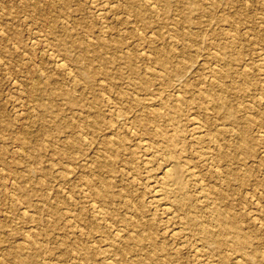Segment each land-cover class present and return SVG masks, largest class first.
Instances as JSON below:
<instances>
[{"label": "rangeland", "instance_id": "374dc122", "mask_svg": "<svg viewBox=\"0 0 264 264\" xmlns=\"http://www.w3.org/2000/svg\"><path fill=\"white\" fill-rule=\"evenodd\" d=\"M0 31V264H264V0H0Z\"/></svg>", "mask_w": 264, "mask_h": 264}, {"label": "bare ground", "instance_id": "6f19581e", "mask_svg": "<svg viewBox=\"0 0 264 264\" xmlns=\"http://www.w3.org/2000/svg\"><path fill=\"white\" fill-rule=\"evenodd\" d=\"M18 1V0H17ZM150 1V0H149ZM246 1V0H245ZM100 5V4H99ZM150 6V5H149ZM107 9V8H106ZM159 17V16H158ZM62 19V18H61ZM103 24V23H102ZM104 25V24H103ZM103 29V28H102ZM106 29H107V27H106ZM1 32V31H0ZM153 35V34H152ZM176 38V37H175ZM143 50V49H142ZM52 53V52H51ZM58 64V63H57ZM55 66H56V64H55ZM69 67V66H68ZM217 67V66H216ZM154 69V68H153ZM88 75V74H87ZM93 76H94V74H93ZM90 78V77H89ZM95 78V77H94ZM209 78V77H208ZM33 79V78H32ZM91 79H93L92 77H91ZM91 82V81H90ZM35 87H33V89H34ZM32 89V90H33ZM44 92V91H43ZM41 93V94H43L44 95V93ZM36 93H39L40 94V92H39V90H38V92H37V90H36ZM38 94V95H39ZM40 94V95H41ZM37 95V96H38ZM51 95V94H50ZM52 96V95H51ZM51 98V97H50ZM64 98V97H63ZM66 98V97H65ZM186 98V97H185ZM188 98V97H187ZM52 99V98H51ZM66 100H68V99H66ZM65 101V100H64ZM65 102H67V101H65ZM50 103V102H49ZM52 103V102H51ZM69 104V103H68ZM47 105H49V104H47ZM45 107H47V106H45ZM42 109V108H41ZM40 109V110H41ZM46 109V108H45ZM48 109V108H47ZM49 109H51L52 110V108H49ZM112 109V108H111ZM44 110V109H43ZM139 110V109H138ZM46 111V110H45ZM42 112V111H41ZM44 112V111H43ZM51 111H49V114H51L50 113ZM138 112V111H137ZM43 114V113H42ZM44 115H46V113L44 114ZM153 115H155V114H153ZM189 117V116H188ZM156 118H159V117H156ZM153 120H154V118H152ZM121 120V119H120ZM157 120V119H156ZM122 121V120H121ZM198 124V123H197ZM126 125V124H125ZM174 125V124H173ZM2 126V125H1ZM2 127H4V126H2ZM202 128V127H201ZM201 128L198 126V125H195L194 126V128H192L193 129V131L194 132H196L194 135H196V137H195V139H197V137H198V130L200 129L201 130ZM193 131H192V133H193ZM202 131V130H201ZM198 132V133H197ZM201 134V133H200ZM108 135V134H107ZM161 135V134H160ZM162 136V135H161ZM202 136V135H201ZM203 137H204V135H203ZM3 139V138H2ZM198 139H199V137H198ZM198 139H197V141H198ZM19 140V139H18ZM17 139H16V142L18 141ZM147 140V139H146ZM201 140V139H200ZM199 140V141H200ZM19 142V141H18ZM144 142V141H143ZM142 142V143H143ZM158 142V141H157ZM14 143V142H13ZM21 143H23V142H21ZM154 144V143H153ZM68 145V144H67ZM66 145V146H67ZM20 146V145H19ZM142 148H144L145 150H148V149H150V147L148 148V145L145 143L144 145H143V147ZM152 148V147H151ZM55 151V150H54ZM58 151V150H57ZM156 153V152H155ZM1 154V153H0ZM58 154V153H57ZM151 154V153H150ZM3 155V154H2ZM148 155V154H147ZM157 155V154H156ZM156 155H153V156H156ZM207 155H209V154H207ZM176 156V155H175ZM174 156V157H175ZM198 156V155H197ZM149 157V156H148ZM173 157V158H174ZM0 159H1V157H0ZM149 159V158H148ZM148 159H147V161H148ZM160 159V158H159ZM179 159V158H178ZM161 160H162V158H161ZM144 161V160H143ZM143 166V165H142ZM143 168V167H142ZM214 168V167H213ZM208 170V169H207ZM30 173H31V171H30ZM198 174V173H197ZM160 175V178H159V180H160V182H159V184L157 185V186H154L153 188H152V194H153V196H152V198H150V199H153V201L156 203V205L158 204L159 205V207L160 206H162L163 208V211L162 212H164V214H166V216L168 217L169 216V218H172V217H174V215L176 216V214H175V212H177V208H180L181 207V202H179V201H176L175 199V203L174 202H172L171 204L168 202V200H169V194H172V193H174V192H178L181 188H183V186L186 184V179H188V178H191L192 176L190 175V173H189V171H188V169H185L184 168V166L180 163V162H178L177 160H173L171 157L169 158V159H167L166 160V163L163 165V167L161 168V173L159 174ZM194 175V174H193ZM27 181H28V179H27ZM200 190L201 191H199L200 193L201 192H204V189L203 188H200ZM107 191V190H106ZM104 192V191H103ZM184 192V191H183ZM181 193V192H180ZM198 194V193H197ZM68 195H70V194H68ZM97 195V194H96ZM183 195V194H182ZM177 196H179L178 194H177ZM106 197H108V195L106 196ZM181 196H179L178 198H180ZM100 198V197H99ZM200 198H201V200H200V204L202 205V206H205V208H207V206L209 205L208 204V202L204 199L205 198V196H204V193H202L201 194V196H200ZM98 199V198H97ZM151 201V200H150ZM153 201H151V203L153 202ZM183 201H184V199H183ZM188 202H189V200H187ZM94 205V204H93ZM154 207V206H153ZM93 208V207H92ZM161 208V207H160ZM95 210H96V207H95ZM98 210V209H97ZM161 210V209H160ZM68 211V210H67ZM92 212H94V211H92ZM101 212V211H100ZM186 212H188V211H186ZM185 212V213H186ZM24 213V212H23ZM22 214V213H21ZM20 214V215H21ZM192 214V213H191ZM24 215V214H23ZM96 215H98V214H96ZM178 215V214H177ZM25 216V215H24ZM180 216H182V214L180 215ZM184 216V215H183ZM256 216V215H255ZM166 217V218H167ZM179 217V216H178ZM69 218V217H68ZM98 219V218H97ZM173 219V218H172ZM103 220V219H102ZM105 220V219H104ZM164 220V219H163ZM221 221V220H220ZM230 223V222H229ZM54 224V223H53ZM225 224H226V221H225ZM52 225V224H51ZM220 225V224H219ZM232 225V224H231ZM258 225V224H257ZM12 226V225H11ZM223 226H224V224H223ZM222 226V227H223ZM224 227H226V226H224ZM32 228V227H31ZM203 228V227H202ZM201 228V229H202ZM232 228H234V227H232ZM180 229V228H179ZM172 230V229H171ZM175 230V229H174ZM197 230V229H196ZM225 230V229H224ZM231 230V229H230ZM233 230V229H232ZM236 230V229H235ZM21 231V230H20ZM36 231V230H35ZM131 231V230H130ZM199 231V230H198ZM209 231V230H208ZM114 232V231H113ZM174 232V231H173ZM200 232H202V233H204L205 234V238L207 237V229L205 230V229H203L202 231H200ZM199 232V233H200ZM210 232V231H209ZM230 232H232V231H229V234H230ZM233 232H234V230H233ZM27 233V232H26ZM25 233V234H26ZM31 233V232H30ZM25 234H23V236L25 237ZM29 234V233H28ZM27 237H29V236H27ZM185 237V236H184ZM231 237V236H230ZM236 237H238V236H236ZM30 238V237H29ZM214 238V237H213ZM226 238V237H225ZM232 238V237H231ZM234 238V237H233ZM20 239V238H19ZM227 239V238H226ZM210 240V239H209ZM228 240V239H227ZM235 240V239H234ZM233 240V241H234ZM238 240V239H237ZM246 240V239H245ZM206 241H208V240H206ZM205 241V242H206ZM211 241V240H210ZM222 241H226V240H223L222 239ZM230 241V240H229ZM240 241V240H239ZM22 242V241H21ZM30 242V241H29ZM243 242V241H242ZM246 242V241H245ZM96 243V242H95ZM231 243H232V241H231ZM234 243V242H233ZM238 243V242H237ZM241 243V242H240ZM178 244V243H177ZM209 244V243H208ZM212 244V243H211ZM23 245V244H22ZM242 245V244H241ZM245 245V244H244ZM34 246V245H33ZM185 246V245H184ZM243 246V245H242ZM36 247V246H35ZM211 247H213V246H211ZM210 247V248H211ZM31 248V247H30ZM174 248V247H173ZM215 248V247H214ZM240 248H242V247H240ZM31 249H34V248H31ZM243 249V248H242ZM17 252V251H16ZM30 252V251H29ZM29 252H27V253H29ZM13 253V252H12ZM24 254H26L25 253V250H24ZM8 255V254H7ZM37 255V254H36ZM15 256V258H16V255H14ZM197 256V255H196ZM27 257V256H26ZM28 257H29V255H28ZM201 257V256H200ZM11 258V257H10ZM19 258V257H18ZM106 259V258H105ZM104 259V260H105ZM108 259H110L111 261H112V259L111 258H108ZM97 260V259H96ZM104 260H103V263H104ZM205 260V259H204ZM108 261V260H107ZM223 262H225V261H223ZM27 263V262H26ZM109 263H111V262H109ZM113 263V262H112ZM211 264V263H210Z\"/></svg>", "mask_w": 264, "mask_h": 264}]
</instances>
